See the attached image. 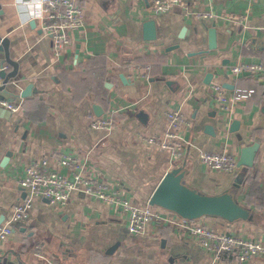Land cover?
<instances>
[{
	"label": "crops",
	"instance_id": "0c3cea01",
	"mask_svg": "<svg viewBox=\"0 0 264 264\" xmlns=\"http://www.w3.org/2000/svg\"><path fill=\"white\" fill-rule=\"evenodd\" d=\"M75 2L84 26L56 57L36 0H0V223L24 197L17 180L25 163L68 153L139 206L168 174L155 211L264 242V0ZM241 63L261 64L262 74L235 77ZM29 83L31 96L20 97ZM211 84L250 94L222 111L209 102ZM171 110L189 124L177 158L143 140L165 132ZM110 118V127L91 126ZM243 148L253 150L252 166L233 174L199 160L201 151H226L238 161ZM36 246L56 264H213L171 226L132 236L113 207L75 193L61 205L34 199L28 219L0 243V264H47Z\"/></svg>",
	"mask_w": 264,
	"mask_h": 264
},
{
	"label": "built area",
	"instance_id": "2783aa9c",
	"mask_svg": "<svg viewBox=\"0 0 264 264\" xmlns=\"http://www.w3.org/2000/svg\"><path fill=\"white\" fill-rule=\"evenodd\" d=\"M36 3L37 9L34 13L41 22L40 30L50 38L51 50L58 57L70 45L73 31L84 26L82 9L75 0H36ZM213 17L214 14L199 15L201 19ZM138 68L136 67L137 71ZM262 71L261 64L241 63L231 68L235 77L260 76ZM249 94L250 91L247 90L232 91L221 84H211L209 102L216 104L222 111H230L246 100ZM7 107L16 110L11 105ZM165 118V132L161 135L145 136L143 140L148 146L168 151L175 158L180 157L184 147L180 131L189 124L178 110L166 112ZM111 125V118L96 119L91 123L93 128H107ZM199 160L212 170L229 174H233L238 168L236 157L226 151H201ZM90 171L84 161L68 153H56L48 158L41 157L26 162L17 180L24 197L11 206L0 223V243L8 241L15 224L28 219L34 199L43 198L51 204L61 205L66 204L75 193L113 207L118 216H124L127 232L132 236H142L151 226H171L210 254L213 264H247L254 258H264L263 241L220 231L206 223L178 215L173 218L164 217L152 208L149 201L141 206L135 205L124 196L121 188L98 179ZM33 255L47 264H56L44 256L42 246H36Z\"/></svg>",
	"mask_w": 264,
	"mask_h": 264
},
{
	"label": "water",
	"instance_id": "95a60500",
	"mask_svg": "<svg viewBox=\"0 0 264 264\" xmlns=\"http://www.w3.org/2000/svg\"><path fill=\"white\" fill-rule=\"evenodd\" d=\"M1 48H2V46H1ZM0 77L1 78H5V72L3 70H0ZM120 79L124 82V79L125 78H124V76L120 75ZM6 85H7V82L6 81H2V86H0V93L1 92L4 93V91H6ZM32 88H33V84L29 83L24 88V90H22V92H20L19 96L22 97V98L30 97L31 94H32ZM5 95H6V92H5ZM205 131L208 134H212V127L209 126V125H207L205 127ZM253 158H254V152H253V150H249L248 148H243L242 151H241L240 158L237 161V166L238 167H244V169L246 167H250V166H252ZM4 161H6V160H4ZM168 178H169L168 174L166 176H164L163 180L160 183L161 186L159 185L160 188L163 186L164 183L167 182V179ZM158 187H157V189L155 190V192L153 193V195L149 199V204H151V205L157 202V199H158V191L160 190V188L158 190ZM23 195H24V193H23ZM178 215L181 216V217L188 218V219H193V216H183L181 214H178ZM5 263H6V260H4L3 264H5Z\"/></svg>",
	"mask_w": 264,
	"mask_h": 264
},
{
	"label": "rangeland",
	"instance_id": "374dc122",
	"mask_svg": "<svg viewBox=\"0 0 264 264\" xmlns=\"http://www.w3.org/2000/svg\"><path fill=\"white\" fill-rule=\"evenodd\" d=\"M68 250V249H67ZM66 250H64V252H65ZM70 253V251H67V253ZM72 255V254H71ZM72 257H70V255L68 254H66V253H64V259H67V260H69V259H71Z\"/></svg>",
	"mask_w": 264,
	"mask_h": 264
}]
</instances>
